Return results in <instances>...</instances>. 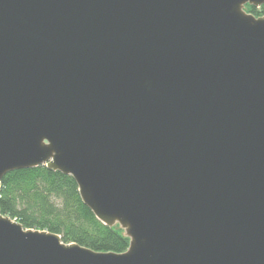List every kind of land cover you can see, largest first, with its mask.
<instances>
[{"label": "water", "instance_id": "water-1", "mask_svg": "<svg viewBox=\"0 0 264 264\" xmlns=\"http://www.w3.org/2000/svg\"><path fill=\"white\" fill-rule=\"evenodd\" d=\"M264 0H0V186L71 174L130 238L0 210V264H264Z\"/></svg>", "mask_w": 264, "mask_h": 264}, {"label": "trees", "instance_id": "trees-1", "mask_svg": "<svg viewBox=\"0 0 264 264\" xmlns=\"http://www.w3.org/2000/svg\"><path fill=\"white\" fill-rule=\"evenodd\" d=\"M256 16L264 15V3L247 5ZM0 210L26 228L49 230L65 242H76L96 251L124 252L130 238L118 225L99 220L84 203L79 185L71 174L42 164L10 171L0 186Z\"/></svg>", "mask_w": 264, "mask_h": 264}]
</instances>
